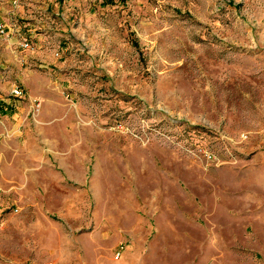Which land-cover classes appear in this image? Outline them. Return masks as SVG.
Here are the masks:
<instances>
[{
    "label": "rangeland",
    "instance_id": "rangeland-1",
    "mask_svg": "<svg viewBox=\"0 0 264 264\" xmlns=\"http://www.w3.org/2000/svg\"><path fill=\"white\" fill-rule=\"evenodd\" d=\"M0 24V264H264V0H0Z\"/></svg>",
    "mask_w": 264,
    "mask_h": 264
},
{
    "label": "built area",
    "instance_id": "built-area-1",
    "mask_svg": "<svg viewBox=\"0 0 264 264\" xmlns=\"http://www.w3.org/2000/svg\"><path fill=\"white\" fill-rule=\"evenodd\" d=\"M14 28H15V25H14ZM12 32L13 33L15 32V30H13V28L9 29V31H8V29H6V26L0 24V35L1 36H9L10 34H12ZM11 95L15 98H23L24 97V91H23V89H21L19 87H15L12 89ZM32 112L34 115L36 113L40 112V104L37 103V101H34ZM244 137H246V136H244Z\"/></svg>",
    "mask_w": 264,
    "mask_h": 264
},
{
    "label": "crops",
    "instance_id": "crops-1",
    "mask_svg": "<svg viewBox=\"0 0 264 264\" xmlns=\"http://www.w3.org/2000/svg\"><path fill=\"white\" fill-rule=\"evenodd\" d=\"M9 104L10 103H7L6 101H4V99H1V101H0V109H1L0 113L5 114L4 112H7L11 108L13 109V107L10 106ZM56 260H60V259L57 258Z\"/></svg>",
    "mask_w": 264,
    "mask_h": 264
}]
</instances>
